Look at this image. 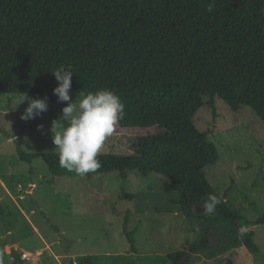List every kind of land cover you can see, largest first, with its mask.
<instances>
[{"label":"trees","instance_id":"1","mask_svg":"<svg viewBox=\"0 0 264 264\" xmlns=\"http://www.w3.org/2000/svg\"><path fill=\"white\" fill-rule=\"evenodd\" d=\"M209 2L0 0V99H58L51 72L70 65V97L112 90L125 104L120 127L156 130L133 136L130 154L99 153L102 167L84 176L118 172L126 179L135 171L154 192L177 194L174 203L185 216L206 222L193 241L168 252L164 264H227L231 253L214 258L212 224L218 221L233 228L231 252H259L252 230L238 233L246 221L241 210L231 208L207 179L206 168L217 163L219 150L195 117L205 98H219L234 111L251 108L264 124V0H215L211 12ZM17 150L23 161L41 157L51 182L79 176L60 166L58 152ZM209 194L223 203L205 216ZM128 220L127 215L124 233L134 251ZM254 224H264V214ZM79 264L93 261L86 257Z\"/></svg>","mask_w":264,"mask_h":264},{"label":"rangeland","instance_id":"2","mask_svg":"<svg viewBox=\"0 0 264 264\" xmlns=\"http://www.w3.org/2000/svg\"><path fill=\"white\" fill-rule=\"evenodd\" d=\"M22 96L0 99V264L14 263L13 246L20 253L17 264H79L86 257L93 264H164L168 252L193 241L192 226L206 222L185 216L174 203L177 194L154 192L147 177L135 171L126 179L109 172L51 182L41 157L23 161L17 145L27 153L59 152L49 129L68 102L49 100L48 111L24 121L20 116L28 102L21 103ZM205 102L195 122L209 131L219 150L217 163L206 168L207 179L231 208L241 210L242 224L254 232L259 246L257 253L231 252L232 226L213 222L214 258L231 253L227 264H264V224H254L264 214V124L251 108L234 111L219 98ZM149 132L156 130L117 125L100 153L130 154L133 136ZM127 215V229L135 231L134 251L124 233ZM214 258L203 256L204 261Z\"/></svg>","mask_w":264,"mask_h":264},{"label":"clouds","instance_id":"3","mask_svg":"<svg viewBox=\"0 0 264 264\" xmlns=\"http://www.w3.org/2000/svg\"><path fill=\"white\" fill-rule=\"evenodd\" d=\"M214 5L215 0H210L207 11H213ZM51 73L57 81L53 94L57 96L59 102H68L62 109V116L54 119L49 129L55 149L59 150V164L79 176L95 173L102 167V162L97 157L105 141L114 134L119 121L123 118L125 104L109 89L87 94L80 92L82 99L78 103L72 102L69 94L73 76L71 66L66 68L61 65ZM25 101L28 105L20 116L21 120L35 119L48 111L47 97L32 99L24 94L21 103ZM38 129L42 130L43 125H39ZM221 203H223L221 197L209 194L203 200V214L205 216L214 214ZM192 229L191 238L194 240L200 232V227L194 224ZM247 232L248 228L245 225L238 229L241 237Z\"/></svg>","mask_w":264,"mask_h":264},{"label":"water","instance_id":"4","mask_svg":"<svg viewBox=\"0 0 264 264\" xmlns=\"http://www.w3.org/2000/svg\"><path fill=\"white\" fill-rule=\"evenodd\" d=\"M11 255L14 257L13 264H17L18 262H20L21 260L20 253L17 251V249L14 246L11 248Z\"/></svg>","mask_w":264,"mask_h":264}]
</instances>
